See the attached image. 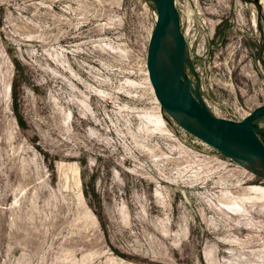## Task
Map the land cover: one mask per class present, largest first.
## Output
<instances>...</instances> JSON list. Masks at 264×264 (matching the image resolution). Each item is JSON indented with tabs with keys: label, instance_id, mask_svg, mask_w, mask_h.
Here are the masks:
<instances>
[{
	"label": "rangeland",
	"instance_id": "obj_1",
	"mask_svg": "<svg viewBox=\"0 0 264 264\" xmlns=\"http://www.w3.org/2000/svg\"><path fill=\"white\" fill-rule=\"evenodd\" d=\"M176 6L212 114L263 106L264 0ZM156 18L147 0H0V264H264V178L158 103Z\"/></svg>",
	"mask_w": 264,
	"mask_h": 264
},
{
	"label": "water",
	"instance_id": "obj_2",
	"mask_svg": "<svg viewBox=\"0 0 264 264\" xmlns=\"http://www.w3.org/2000/svg\"><path fill=\"white\" fill-rule=\"evenodd\" d=\"M147 1L157 13L147 56L156 100L184 131L264 178V142L258 126L264 121V105L240 122L214 116L202 97L176 0Z\"/></svg>",
	"mask_w": 264,
	"mask_h": 264
},
{
	"label": "trees",
	"instance_id": "obj_3",
	"mask_svg": "<svg viewBox=\"0 0 264 264\" xmlns=\"http://www.w3.org/2000/svg\"><path fill=\"white\" fill-rule=\"evenodd\" d=\"M16 66H17V69L19 70L20 69V65L16 62ZM15 90V89H14ZM14 95H15V92H14ZM13 95V96H14ZM18 116H19V113H18ZM19 119H20V122H22V120H21V117H19Z\"/></svg>",
	"mask_w": 264,
	"mask_h": 264
},
{
	"label": "built area",
	"instance_id": "obj_4",
	"mask_svg": "<svg viewBox=\"0 0 264 264\" xmlns=\"http://www.w3.org/2000/svg\"><path fill=\"white\" fill-rule=\"evenodd\" d=\"M246 118V117H245ZM245 118H243V120L245 119ZM229 120V119H228ZM243 120H237V122H240V121H243ZM233 121V120H232Z\"/></svg>",
	"mask_w": 264,
	"mask_h": 264
},
{
	"label": "bare ground",
	"instance_id": "obj_5",
	"mask_svg": "<svg viewBox=\"0 0 264 264\" xmlns=\"http://www.w3.org/2000/svg\"><path fill=\"white\" fill-rule=\"evenodd\" d=\"M245 168H247L248 169V166L245 164V166H244Z\"/></svg>",
	"mask_w": 264,
	"mask_h": 264
}]
</instances>
